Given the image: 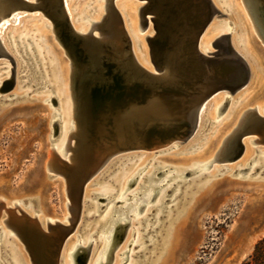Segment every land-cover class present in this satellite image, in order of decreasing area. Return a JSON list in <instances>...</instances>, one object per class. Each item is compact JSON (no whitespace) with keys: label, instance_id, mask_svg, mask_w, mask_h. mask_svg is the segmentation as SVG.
<instances>
[{"label":"bare ground","instance_id":"1","mask_svg":"<svg viewBox=\"0 0 264 264\" xmlns=\"http://www.w3.org/2000/svg\"><path fill=\"white\" fill-rule=\"evenodd\" d=\"M24 1L32 7L30 10L23 5L15 3L14 0H0V51L2 52V54L0 52V58L6 56L11 59L13 55L10 56L8 52L14 53V63L8 66L9 69L1 74L0 78L8 75L7 78L12 80L17 74L16 72H19V82L15 84L11 82L12 90L29 88L31 91L29 89L30 92L23 90L22 96H27L34 92L35 95L41 97L40 100H37L46 105L50 115L49 138L53 142L52 150L55 152L62 150L71 152L66 158H63V153H61V157L56 153H52L48 162V156H46V161L43 163V170L47 163L45 166L47 173H52L54 174L53 176L60 174L64 178L66 196L70 203L63 202V204L67 207L70 214L68 216L63 215L64 219L53 215L45 216L41 210H39L40 212L36 211L32 205L28 204H24L21 210L22 200L13 199L12 203H8L0 196V264H27L21 250L13 242L14 236L23 244L30 264H79V259H81L82 264H107L117 229H121L131 220H133L131 231H129L127 236L125 235L120 243L114 264H150V259L146 256L150 251L149 248L157 242L155 232L164 224L160 220L163 217H167V222L171 223L173 208H177L181 202L179 197L187 194L184 189L185 185L191 181L196 182L204 175L198 174L195 178L188 179V175L192 173L191 160L187 163L179 164L171 163L169 162L170 160L166 162L167 160L164 158H169V156H164L163 160L156 158L160 155L171 154V151L156 153L154 157L153 155L147 156L144 154L138 156V159H134L133 155L123 159L120 156L126 153L139 152V150L160 149L174 142L179 144L181 140L172 137L175 132L174 128H167L163 138L158 135V131L171 121H188L193 125V114L196 111L194 135L202 121V114L206 108L209 117H212L213 114L217 116L218 113L220 114L224 110L233 95L239 97L246 93L253 100H257L261 94L264 95V56L261 55L262 52L258 50L259 47L257 48L259 45L255 42L257 37L260 40V44L264 45L257 33L260 29L257 25L259 23L256 22L257 8L260 5L264 7V0H242L249 18L242 11L239 0H219L220 3H223L231 16V21L235 24L226 21L222 28L217 29L218 33L214 36L210 33V29L214 25V16H212L205 27H201L200 19L202 14L199 7L201 0H142L144 3L141 8H138L139 28L140 30L145 29L147 21L150 20L153 22L155 30V33L146 37L150 48L149 55L152 68L149 67L150 62L146 57V50H139L140 47L135 46L130 39L129 35H135L137 23L136 7L125 2L123 6L128 19L126 23L130 26L128 32L120 14L119 16L121 25L130 42L131 59L126 56L124 42L120 41L114 31L110 32L109 37L111 38L108 40L111 43H115L118 50L108 51L107 55L111 63L122 64L124 62L123 64L138 66L146 74L150 75L143 77L140 74L132 73L127 74L125 77V87L131 92L142 94L145 98V103L134 105L130 108H122V105L110 106L105 108L102 114L98 115L87 112L88 103L86 97H88V94L86 88L94 82L93 80L97 79L99 72L95 67L83 71L79 69L78 74L82 73V76L85 74L87 80L85 86H82L83 82L76 75L75 59L77 51L79 52L80 42L90 35L102 38V28L107 23H114L107 15L106 0H98L99 5H97V8L101 10L103 6L105 11V14L100 19H98V14L92 20L87 15L88 20L81 22V24L72 21L68 10H66L68 15L66 14V0ZM115 1H113V5L116 8ZM210 2L216 6L214 0H210ZM171 3L173 7H171ZM24 11L38 12L37 14H42L50 23L43 22L41 26L43 29L33 35H30L28 31H25L24 35L21 33L22 36H19L21 37L19 42L14 46L12 45L13 49L11 51L5 45L3 33L10 24H13L16 28L19 20L28 17L19 14ZM94 14L95 12L90 17H93ZM147 14H151V17L147 18ZM237 22L238 24H236ZM240 23L243 24V27H241ZM231 25H238L239 29L235 30V26L232 27ZM116 27L118 28L119 26ZM67 28L71 31L68 32ZM164 31H167V37L173 34L171 36L172 40H170L172 41L171 45L163 43ZM224 31L230 34L235 33V37L231 38L230 44L249 63L251 74L245 90L242 92L237 91L236 95H229L224 90L228 84L219 83L218 79L221 77H215L222 72V69H213L211 73L204 76L201 75L202 79L197 87L203 93L195 95L182 93L184 88L191 85L192 79L200 75L194 65L195 60L210 66L214 60L221 56L222 51L218 49L215 42L219 36L223 35ZM47 32L53 33L54 39L58 42L63 52H61L58 45L55 43L51 44L48 41ZM19 37L17 36V38ZM76 38L78 40H75ZM214 46L217 47L216 51H212ZM44 56L48 59L50 58L49 62L46 59L47 64L45 61L44 63L41 62ZM103 59L107 61L106 57ZM3 61H0V65H7L6 61ZM8 64L11 63L8 62ZM169 65L177 70V74L173 75L168 70ZM26 76L28 77L27 81ZM8 79L0 80V90L3 87V83ZM136 81H141L142 85ZM165 87H169V89H165ZM76 89L83 90L78 99H74ZM211 89L216 90L211 96L203 100L204 92L211 91ZM162 90L168 91V93H160ZM12 96L17 97L20 95L13 94ZM4 98H8V96ZM0 99L3 98L0 97ZM200 100L202 101L196 109ZM222 100L224 103L220 105ZM257 102L253 107L250 105L251 107L239 111L235 116V121L231 122L232 126H230L231 124H226L230 128L225 133L226 136L223 134L222 137L224 136V138L222 139L221 137L218 140L217 145H220L221 139L222 143L215 159L212 161L220 164L237 162L235 164H237L238 172H242L241 169L243 168H252L248 177L257 175L259 178L256 180L264 181V150L258 149L263 156L260 155L261 158L253 165L256 153L254 150L256 149L250 145L251 143L253 146L264 147V121L254 122L245 119L249 111H253L264 118V108L260 107L261 100H257ZM236 110L238 109L233 111L230 118L235 115ZM242 120L245 121L243 124L246 127L240 126L241 122H243ZM55 124H58V135L53 130ZM253 124L254 127H252ZM247 128L250 129L244 130ZM217 132L218 128L215 134ZM229 140L230 142H228ZM232 141L242 146V151L237 158L229 157L232 147L230 143ZM176 145L170 149L177 148ZM215 146L212 141V148L196 151L193 159L200 161L199 165L202 169L208 166V162L205 161L212 156ZM197 156L199 158H196ZM182 158L184 159V157ZM109 161L114 162L112 166H115L120 161L121 163L105 177H110L108 184L98 185L96 190L90 192V198H87V188H90L88 186L91 184V182H88L97 174H100ZM128 161L130 164H127ZM58 166L64 171H61ZM121 167L123 169L121 175H119L120 173L115 170L121 169ZM116 173L119 174L113 177L112 175ZM53 176L48 175L47 178L51 179ZM111 176L113 177L112 179ZM105 178L102 176L100 179L104 180ZM207 183L199 185L198 189H202ZM211 186H214V184ZM189 189L188 191L191 190ZM198 193L196 194L199 197ZM171 195L172 197H170ZM197 196L195 195L194 197ZM89 202H93L91 204L92 209L94 208L92 212L88 208L86 209ZM169 203L173 204L168 205ZM84 207L85 211H88V215L85 217L89 223L83 229L80 227L81 230H79L77 226L82 220ZM17 209H19L18 212H16ZM129 212L131 214L127 215ZM180 216L177 217L179 220L183 214ZM184 216L186 217V215ZM89 217L95 218V221H90L91 218L89 219ZM123 219L125 224L119 223ZM60 220L67 221L68 225L60 223ZM179 220L176 221L177 224L180 222ZM173 225L176 226L175 224ZM6 229L9 231H6ZM170 229L172 230V228ZM77 231L79 232L77 233ZM179 233L180 227L174 229L171 234L169 233L171 235L169 238L173 239L172 247L178 242ZM73 234H76V238L69 243ZM169 238L168 240H170ZM146 242H150V245L144 246ZM248 243L250 245V242ZM68 245L69 248L66 252L67 261L65 262L64 251ZM247 247L250 248L248 245ZM165 249L168 250L167 247ZM168 251H166L167 254ZM244 253L242 250L239 254L241 259L245 256ZM241 259L239 258V260Z\"/></svg>","mask_w":264,"mask_h":264},{"label":"rangeland","instance_id":"2","mask_svg":"<svg viewBox=\"0 0 264 264\" xmlns=\"http://www.w3.org/2000/svg\"><path fill=\"white\" fill-rule=\"evenodd\" d=\"M115 2V6L121 18L123 19V24L127 32L128 29H130V26L126 23V20L128 19L125 14L123 5H125L124 3L127 2L136 7L135 15L137 18V23L135 28V35L129 36L135 46L137 45L140 47L139 50H146V57L150 62V48L146 37H149L152 33H155V30L153 22L150 20L147 21L145 29L140 30L139 28L138 8L143 5L144 1L116 0ZM214 2L216 5L215 7L222 13V15L213 17L215 18L213 23L214 25L210 29V33L213 36L218 33L217 29L222 28L226 21L233 22L231 21V16L228 14V11L227 9H225L223 3H220L219 0H214ZM239 3L241 4L242 11L249 18L242 0H239ZM65 5L72 21L77 24H81V22L88 20V16L90 20H92L93 18L97 17V14L99 15L98 19H100L101 16L105 14L103 6L101 10L97 8V5H99L98 0H66ZM93 12H95L94 16L90 17ZM37 13L38 12H20L19 14L26 15L28 17L19 20L18 26H16V28L13 24H10L6 28L3 33V39L5 45L8 46L11 51L13 49V46L17 42H19V39L21 38L19 36L21 35V33L22 35H24L25 31H28L30 35H33L43 29L41 27L43 22L50 23L47 18L42 16V14ZM35 15H37V17H35ZM146 17H151V14H147ZM236 24H238V22ZM240 24L241 27H243V24ZM86 25L88 26V24ZM231 26H235V30L239 29L238 25ZM226 33L228 32L224 31L223 34ZM47 35L49 36L48 41L51 42V44L55 43L59 46L58 42L54 39L53 33L47 32ZM17 36L19 38H17ZM233 37H235V33L230 34V43L231 38ZM136 39L138 40V42ZM259 41L260 40L256 37L255 42L257 43V45H259L257 46V48L259 47L258 50L262 52L261 55L264 56V48ZM37 43L39 42L37 41ZM59 48L61 52H63L60 46ZM216 48L217 47L215 46L212 47V51H216ZM261 48L262 50H260ZM8 54L10 56L13 55L11 56V59H8L6 56H3L4 58H0V61H3L5 59L3 62L6 61L7 64L0 65V75L5 73L7 69H9L8 66L14 63V53L8 52ZM64 58L67 61V58L65 56ZM46 59L48 58L44 56V59L41 62L44 63L45 61V63L47 64L50 61V58L48 59V62ZM8 62L11 64H8ZM149 67L152 68L151 62L149 64ZM16 73L18 74L19 72L17 71ZM17 74H15V76L13 77L11 81L12 84L13 82L14 84L19 82V79H16L19 78V74ZM7 76L8 75L2 76L0 80L8 79ZM25 78L27 81L28 77L26 76ZM26 87L28 88V86ZM28 89L23 88L19 90V88H17L14 91L12 90V87H10L9 90H4L3 86L0 90V97L3 98L0 99V196H2L8 203H12L13 199L22 200V207L20 205L21 210L23 209L24 204H28L32 205L36 211L41 210L45 216L53 215L59 216L61 219H64V216H68L70 214L67 210V207L63 204V202H67V204L70 203L69 199L66 196L64 178L60 174H56L55 176H53L54 174L47 173L45 169L47 163L44 166V170L43 163L44 161H46V156H48V162L52 153H56L60 157L61 153H63V158H66V156H68L71 152L69 151V153L68 151L65 152L63 150L55 152L54 150H52L51 146L53 145V142L49 138V111L43 102L38 101L41 97L35 95L34 92L30 93L27 96H22L24 91H31V89H29L30 91ZM13 94H17L20 96L13 97ZM5 96H8V98H4ZM231 97L232 98L229 99L224 110L220 114L218 113L217 116L213 114L212 117H209L207 115L206 108L205 112L202 114V121L198 126L195 134L190 139L186 140V142H182L179 144L174 142L169 145H165L160 149L156 148L150 151L139 150V152L126 153L120 156L122 157L121 159H123L133 155L134 159H138V156L144 154H146L147 156L153 155L154 157L156 153H167L166 151H171V154L160 155L156 158L163 160L162 158H164V156H169L170 159L167 157L164 158L167 161H164L168 162L170 160L169 162L171 163L173 162L179 164L183 162L187 163L191 160L192 173L188 175V179H193L198 176V174H202V176L204 175V177L200 178L201 180L199 179L196 182L191 181L187 185H185L184 189L185 191H187V194L184 196L181 195L179 197V200L181 199V202L179 203L177 208H173L174 212L171 223L167 222V217H163L164 219L162 218L160 220V222L164 224L155 232L157 238V242L155 243L156 246H154L155 244L151 246L149 248L150 251L146 256L148 259H150V264H243L253 253L255 245L264 238V181L256 180L259 178L257 175L248 177L252 168H243L241 169L242 172H238L237 164H235L237 162L220 164L216 161H212L213 159H215V156L219 151L222 139L224 138V136L222 137V135H225L230 126H232L231 122L233 120L235 121V116L237 115V113L239 111L247 109V107H253L258 103L257 100H261L260 107L264 108L263 94H261V96L257 100L251 99V96L247 95L246 93L239 97L234 95ZM221 102L222 103H220V105L224 103L223 100ZM235 109L238 110H236L235 115L230 118ZM226 124L231 125L228 126ZM222 127L224 128V130ZM217 128L218 132L217 134H215ZM53 130L56 134L58 133V124H55L53 126ZM221 137L222 139L220 145H217V142ZM212 141L216 146L214 148L212 156L209 157L207 161H205L208 162V166L202 169L199 165L200 161L194 160L193 157L196 155V151L202 149H210ZM174 145H176L177 148L171 150L170 148ZM250 145L254 149H256L254 150L256 152L254 155V165L258 161V159L261 158V153H259V150H264V147L253 146L251 143ZM193 152H195V154H193ZM182 157H184V159ZM196 158H199V156H197ZM115 159L112 160L116 161L120 158L118 157V159ZM113 161H109L108 164H106V166L101 170L102 172L100 174H97L88 182H91V184L88 186L90 188H87V198H90V192L96 190L98 185L108 184V180L110 179V177H105L112 171H114V169L121 163L120 161L115 166H112V164L114 163ZM127 164H130V162L128 161ZM122 169L123 167H121V169L118 168L115 171H118L120 173L118 174L121 175ZM118 174L116 173L112 176L115 177ZM48 175L53 177L49 179L47 178ZM102 176L103 178H105L104 180L100 179L102 178ZM112 176L111 179L113 178ZM160 176H162V174H160ZM240 177H242V179H238ZM205 182H208L207 185L199 190V185H202ZM40 183L42 184L40 185ZM210 183L214 184V186H211L212 184ZM188 189L190 191H188ZM196 193L199 194V197ZM195 195L197 197H194ZM170 197H172V195ZM92 203L93 202H89V205L86 206V209L88 208V210H90L91 212L94 209H92L91 207ZM172 204L173 203H169L168 205ZM18 210L19 209H17L16 212H18ZM83 210L84 213L81 217L82 220H80L79 226H77L79 230H81V228L83 229L89 223V221L85 217L86 215H88V211H85V207L83 208ZM180 212L181 214H179ZM130 214L131 212H129V214L127 215ZM178 214L181 216L183 214V216L186 215V217H188L186 218L184 216V218L183 216H180L181 219L179 220L177 218L179 217ZM178 220L180 222H178L177 224L176 221ZM90 221H95V218H91ZM132 221L133 220L127 222L126 225H124L121 229H117L107 264H114L120 243L124 239L125 235L127 236L129 231H131ZM60 223L68 225V222L65 220H60ZM119 223L125 224L124 219ZM173 224L177 225L174 226ZM173 226L174 229H178L180 227V233L178 236L179 239H177L178 242L172 247L173 239H170L169 237L171 236V232H173L174 230ZM170 228H172V230ZM6 231L9 230L6 229ZM78 232L79 231H77V233ZM76 234H73V236L69 240V243L70 241L75 240ZM256 234H258V236H256ZM168 238L170 240H168ZM13 240L16 247L21 250L24 258L26 259V263L30 264L29 257L24 250L23 244L16 236H14ZM169 241L171 242V246ZM247 241L250 242V245ZM146 243L144 246L150 245V242ZM247 245L250 246V248H248ZM166 247L169 251L165 249ZM68 248L69 245L67 246V248H65L64 251L65 262L67 261L66 252L68 251ZM242 250L243 253L245 252V256L243 255V259L239 257V254L242 252ZM166 251H168V254ZM246 252L248 253L246 254ZM239 258L241 260H239ZM160 259L161 261H159Z\"/></svg>","mask_w":264,"mask_h":264},{"label":"water","instance_id":"3","mask_svg":"<svg viewBox=\"0 0 264 264\" xmlns=\"http://www.w3.org/2000/svg\"><path fill=\"white\" fill-rule=\"evenodd\" d=\"M113 1L114 0H106V4H107L106 8H107V15L109 16L110 20H113L114 23L113 24L107 23L102 28L101 30V36H103L102 38L90 35L87 36L82 42H80L78 48L80 53L77 51V56L75 59V63H76L75 70L77 71L76 75L77 78H79L83 82L82 86H85L87 80L85 74H83L84 76H82V73L78 74L79 69L80 70L82 69L83 71L85 69H90L92 67H95L96 70L99 72L97 79L93 80L94 82L89 84V86L86 88L88 94V97H86L88 103L87 112L91 114H97V115L102 114L105 108L107 107L109 108L110 106L116 107L118 105H122L121 106L122 108H126V107L130 108L134 105L145 103V98L144 96H142V94L131 92L125 87L126 86L125 77L127 76V74H132V73H135L137 75L140 74L143 77H147L150 75L146 74V72H144V70H142V68L138 66H130L127 65L126 63L125 65L123 64L124 62H122V64L120 63L114 64L109 62L108 59V55H107L108 51L118 50L117 45L115 43H111L108 40L111 38L109 36H110V32L112 31L115 32V34L120 39V41L122 40L124 42L126 56L129 59H131L130 42L128 37L126 36V32L123 26L121 25V19L117 9L113 5ZM14 2L25 6L28 10L32 8L24 0H14ZM200 2L201 4L199 7L201 9V14H202V18L200 19L201 27H205L209 23L212 16L222 15V13L210 2V0H201ZM170 5L171 7H173L172 3ZM256 15H257L256 22L259 23L257 25L259 26L261 32L259 30L256 31L260 36L262 42L264 43V7L262 5H260L257 8ZM116 26L119 27L117 28ZM66 30L68 32L71 31L68 30V28ZM166 34L167 31H164L165 37L163 38V43L164 44L169 43V45H171L172 41L170 40H172L171 36H173V34L169 35V37H167ZM229 36H230L229 34H223L216 39L215 45L218 47L220 51H222V54L219 58L214 60L210 66L205 65L204 62L201 63L199 60L194 61V65L197 71L200 73V75L192 79L191 85H188L186 88H184L182 93L185 94L191 93L194 95L203 93V91H201V89L197 87V85H199L201 82L202 79L201 75L204 76L205 74H209L212 72L213 69L215 70L222 69V72L216 75L215 77L217 78L221 77L218 79L219 83L228 84L224 88V90L229 95H233L237 91L242 92L245 90V87L247 86L250 79V74H251L250 66L247 59L241 56L232 47V45L230 44ZM75 40L78 39L76 38ZM105 57L107 58V61L103 59ZM163 60L165 61L164 57ZM168 70H170V72L173 75L177 74L176 73L177 70H175L173 66L170 67L169 65ZM11 81L12 80L9 79L3 83L5 90L10 89ZM136 82L142 85L141 81H136ZM165 89H169V87H165ZM80 90L81 89L79 90L76 89V92L74 94L75 95L74 99L80 98V93H83V90L81 91ZM215 90L216 89H211V91H205L203 100L211 96V94ZM161 92L165 94L168 93V91H163V90L160 91V93ZM201 101L202 100H200L199 103L197 104L196 109L199 107ZM195 114L196 111L193 114L194 115L193 125H191L188 121H178V122L171 121L167 126H163L158 131V135H160L159 137L162 138L164 137L165 132H167V128H174L175 132L172 134V137L174 139L181 140L180 143L186 142V140L189 139L190 136L192 137L196 128ZM245 119L254 122L264 121V118H262L253 111H249L248 114H246ZM244 120H242L243 122H241L240 126L241 125L243 127L245 126V124H243L245 122ZM252 127H254V124L252 125ZM248 129L250 128L244 130H248ZM230 140L228 142H230ZM230 144L232 145V147H231V152L229 153L230 155L229 157L237 158L242 151V146L234 141H232ZM58 168L61 169V171H64L60 166H58ZM238 179H242V178H238ZM90 218L91 217H89V219ZM81 262H82L81 259H79L78 263L82 264Z\"/></svg>","mask_w":264,"mask_h":264},{"label":"trees","instance_id":"4","mask_svg":"<svg viewBox=\"0 0 264 264\" xmlns=\"http://www.w3.org/2000/svg\"><path fill=\"white\" fill-rule=\"evenodd\" d=\"M243 264H264V238L255 245L253 253Z\"/></svg>","mask_w":264,"mask_h":264},{"label":"flooded vegetation","instance_id":"5","mask_svg":"<svg viewBox=\"0 0 264 264\" xmlns=\"http://www.w3.org/2000/svg\"><path fill=\"white\" fill-rule=\"evenodd\" d=\"M222 2V1H221ZM65 7V6H64ZM141 8V7H140ZM65 12H66V9H65ZM66 14H67V12H66ZM68 15V14H67ZM90 22H93V21H90ZM72 26V25H71ZM227 34H229V33H227ZM230 35V34H229Z\"/></svg>","mask_w":264,"mask_h":264}]
</instances>
